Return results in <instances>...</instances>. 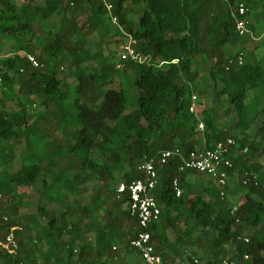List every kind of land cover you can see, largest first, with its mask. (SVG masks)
Instances as JSON below:
<instances>
[{"label": "trees", "instance_id": "1", "mask_svg": "<svg viewBox=\"0 0 264 264\" xmlns=\"http://www.w3.org/2000/svg\"><path fill=\"white\" fill-rule=\"evenodd\" d=\"M108 1L110 14L93 0L20 5L0 0V165L13 161L14 145L26 151L16 173L0 172V264H142L129 247L138 221L125 207L126 195L117 197V186L142 178L138 165L161 150L189 156L229 138L237 148L224 189L206 176L196 192L187 177L198 173H179L174 162L158 171L153 196L161 212L149 226L151 241L162 264H177L175 257L188 264H220L227 258L264 264V168L255 159L264 153V57L244 52L250 39L238 35L229 8L236 0ZM239 1L249 19L264 17V0ZM55 16L58 23L49 28L46 22ZM111 16L117 21L114 31L108 27ZM102 28L113 36H131L143 62L116 63L101 50L89 53L90 38L100 36ZM39 29L40 48L34 44ZM226 45L238 46L239 52H225ZM25 53L40 67L33 68ZM198 58L213 62L210 77L235 113L234 127L219 125L215 106L202 110L199 120L190 113L192 95L208 94ZM252 90L259 93L256 109L246 104ZM7 103H15V109ZM38 177L44 180V197L62 208L57 218L39 207L44 225L36 215H19L18 192ZM175 178L179 197L172 188ZM93 180L100 184L90 190ZM9 234L17 249L5 242ZM128 257L133 261L120 262Z\"/></svg>", "mask_w": 264, "mask_h": 264}, {"label": "built area", "instance_id": "2", "mask_svg": "<svg viewBox=\"0 0 264 264\" xmlns=\"http://www.w3.org/2000/svg\"><path fill=\"white\" fill-rule=\"evenodd\" d=\"M93 1L102 4L109 14L112 11V5L108 0ZM229 8L232 17L234 18L235 29L238 35H250V19L246 15V6L241 1L236 0L233 5L229 6ZM111 22L116 25V18L111 16ZM124 37L127 40L121 47L120 61L131 59L133 61L143 62L144 59L135 51L136 41L129 35L125 34ZM24 56L33 68L40 67L39 62L33 55L25 53ZM237 60L238 64L241 65L243 62L241 54L238 55ZM121 66V64H118L117 68H121ZM197 99L198 97L196 95H192L189 111L199 120L200 117L197 115L196 108ZM198 129H203L201 122L198 124ZM235 147L237 148L235 141L229 138L217 143L212 149L199 154L191 153L189 156L184 155L179 149H164L159 151L155 159L144 161L138 165L137 169L141 173L142 178L134 179L117 186V197L123 194L126 195L127 202L125 207L130 216L135 217L138 221L139 231L136 236L130 240L129 247L138 254L142 264H162V258L155 251L154 245L151 241V233L149 231V226L159 219L161 212V209L153 196V191L158 184V171L170 162H174L179 173L184 171L196 172L200 175L214 179L218 186H220L221 189H224L229 183L228 171L233 167L230 155L232 149H236ZM241 152L245 154L247 152V147H244ZM232 154L236 155V153L233 152ZM237 179L238 172H235L234 180ZM172 188L175 196L179 197L181 189L176 178L172 181ZM221 196H225L224 190L222 191ZM244 241L248 242V239H244ZM5 242L12 249H17L18 247L16 239L11 234L5 237ZM244 259L246 260L248 257L244 256ZM194 263L196 264L197 261L194 260ZM220 264H236V262L227 258L221 261Z\"/></svg>", "mask_w": 264, "mask_h": 264}, {"label": "rangeland", "instance_id": "3", "mask_svg": "<svg viewBox=\"0 0 264 264\" xmlns=\"http://www.w3.org/2000/svg\"><path fill=\"white\" fill-rule=\"evenodd\" d=\"M25 0H17V5H20ZM41 1V0H38ZM59 16L52 17L51 20L46 22V25L49 26V28H52L54 25L58 23ZM81 20V19H80ZM250 26H252V30H250L251 34L247 37L250 39L249 43L245 47V53H250L254 51V53L258 57H264V17H261L260 19L251 18L250 20ZM107 23H105L106 25ZM109 29L114 31V24L108 25ZM105 28H102V32L100 36L93 35L92 38H90V47H89V53L94 54L96 52H99L100 50L107 54L114 55L113 58L118 63L120 61V55H121V47L125 44L126 38L125 37H119V35L113 36V32L106 33L104 32ZM42 30H38V38L34 39V44L40 48L43 44L42 42ZM8 46V45H6ZM7 49V48H6ZM223 50L225 52H230L231 55H235L239 52L238 46H229L226 45ZM8 50H5L7 52ZM213 67L212 61H206L202 62L201 58H198V64L196 65V68L200 72L201 76L203 77L205 81L204 87L207 89L208 94L205 97H198L197 99V115L200 117L201 111L204 109H208L210 107H217V117H218V123L219 125L225 128H232L234 127L237 119L235 116V113L231 109L228 101L226 100V97L218 95L219 87L213 82V80L210 77V69ZM195 68V67H194ZM70 84H75L76 82L73 79H69ZM114 89L118 88L117 81L113 83L111 86ZM257 90L249 91L248 97L246 99V104L253 106L254 109H256V97L258 96ZM0 99H1V93H0ZM7 108L10 110L15 109V103H7ZM137 109V101L133 102L132 110ZM255 114V113H254ZM255 128L252 127L248 133L250 136H252ZM236 133L239 134V130H235ZM259 140V138H258ZM260 143L264 145V136L261 139ZM13 153L15 155V158L12 162L8 163L7 165H0V172H7L8 174H14L16 173L20 167L24 163V157H25V149L21 145H14ZM259 163L262 164L264 168V153H259L255 156ZM206 176H196L193 177L194 182L199 181H205ZM192 181V178H190ZM43 178L38 177L35 181L34 185L26 190H22L18 193L22 195V206L19 208V215L20 216H28V215H36L38 217V208L41 207L47 212H51L53 215H55L57 218L59 217L60 211L62 208L60 207V204L58 202H49L43 194ZM100 184V182H97L96 180L91 181L87 188L91 190V187L94 184ZM195 191H200V185H196ZM74 196H69V202L72 201ZM85 197V196H84ZM232 201L235 203L238 202V200L234 197H232ZM9 207V204H8ZM74 217L72 220H75ZM38 221L41 223V225H44L47 221V219H42L41 217H38ZM252 229H249L246 231V233H251ZM170 235L171 239L174 240V235H172L170 232L168 236ZM169 237V238H170ZM200 257V256H198ZM119 261H115V264H118ZM180 264H188L186 262L180 261Z\"/></svg>", "mask_w": 264, "mask_h": 264}, {"label": "crops", "instance_id": "4", "mask_svg": "<svg viewBox=\"0 0 264 264\" xmlns=\"http://www.w3.org/2000/svg\"><path fill=\"white\" fill-rule=\"evenodd\" d=\"M196 176L201 177V176H203V175H200V174L189 175V176L187 177V181L190 182V183L193 184V185H200L203 181H202V182H201V181H199V182H194V181H193V177H196ZM190 178H192V181L190 180ZM204 180H205V179H204ZM204 182H205V181H204ZM169 232H170L172 235H174V237H175V234H174L172 231L169 230V231H168V234H169ZM168 237H170V235H169ZM88 238H89V240H90L91 242H93V241H94V234H93V233L89 234ZM169 239H170L171 242H173V241L175 240V238H174V240H173V239H171V237H170ZM174 259H175V261H176L177 264H180V263H181L180 261H183L182 259L177 258V257H175ZM132 261H133V257H128V258H124V259L120 260V262H123V263H126V262H132ZM183 262H185V261H183Z\"/></svg>", "mask_w": 264, "mask_h": 264}]
</instances>
